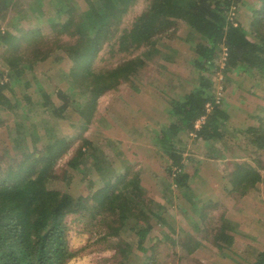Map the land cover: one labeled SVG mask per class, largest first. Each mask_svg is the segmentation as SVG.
I'll use <instances>...</instances> for the list:
<instances>
[{
  "label": "trees",
  "instance_id": "16d2710c",
  "mask_svg": "<svg viewBox=\"0 0 264 264\" xmlns=\"http://www.w3.org/2000/svg\"><path fill=\"white\" fill-rule=\"evenodd\" d=\"M34 1L35 6L29 0H0V106L5 94L16 88L24 118L13 126L0 118V264H69L80 251L70 247L68 218L86 215L99 217L101 238L114 252L112 264H136L130 260L133 253L145 264H161L158 245L148 249L146 244L154 228L168 222L163 205L147 195L144 170L116 169L117 161L126 165L121 144L85 133L95 122L101 100L121 82L136 84L140 72L163 55V36L180 25L192 35L191 65L199 76L188 93L169 102V123L156 145L169 160L174 182L169 194L175 187L178 199L193 208L201 239L189 235L172 242L182 257L194 255L203 241L220 252L231 251L241 233L239 225L224 214L210 216L216 205L201 201L194 191L179 141L191 134L211 145L224 140L230 115L223 101L218 102L210 78L217 71L228 81L229 74L236 73L258 80L264 102V0L252 14L255 41L237 23L240 0H146L130 24L127 18L140 0ZM19 7L26 8L18 16L26 26L23 22V27L2 28ZM222 51L226 57L221 68ZM48 62L65 65L63 88L52 87L51 76L41 71ZM34 111L41 115H29ZM71 113L78 116V145L60 126ZM201 117L206 122L196 130ZM254 119L258 127L248 132L252 143L264 150V103ZM234 167L230 194L244 197L256 191L260 171L245 163ZM78 181L87 194L72 193ZM120 232L134 234L136 246L118 238ZM252 264H264V250Z\"/></svg>",
  "mask_w": 264,
  "mask_h": 264
},
{
  "label": "rangeland",
  "instance_id": "374dc122",
  "mask_svg": "<svg viewBox=\"0 0 264 264\" xmlns=\"http://www.w3.org/2000/svg\"><path fill=\"white\" fill-rule=\"evenodd\" d=\"M262 1L240 0L237 3V23L243 26L251 41L257 40L252 14L258 10ZM29 2L33 6L36 4L34 0ZM146 3V0H140L132 9L127 18L129 24L144 10ZM25 9L16 8L2 28L23 27L24 20L18 16ZM192 40V35L182 25L163 36L160 48L171 59L167 60L163 53L140 72L136 84H118L116 90L101 100L95 122L85 136L96 137L101 141L111 139L121 144V160L126 165L117 161L116 169L125 171L130 168L132 172L144 170L142 179L147 195L163 205L164 217L168 222L166 226H156L146 244L148 249L154 244L158 245L161 264H252L258 253L264 250V150H259L252 143L248 129L258 127L254 117L264 102L260 99L263 92L258 80L250 79L247 73L229 74L231 81L226 80L219 71L210 75L217 98L223 101L230 115L224 140L211 145L189 135L179 141L194 191L200 193L201 201L210 200L216 205V208L209 210L210 216L219 217L224 214L233 224L239 225L237 229L241 233L236 236L231 251L220 252L208 241H203V246L194 255L182 257L179 248L172 242L189 235L201 239V234L195 230L199 220L193 208L178 199L179 193L175 187L171 188L172 194H169L170 184L174 183L168 172L169 160L156 145L160 130L169 123V102L188 93L198 80L199 72L191 65L194 59ZM224 53L221 52L218 61L221 68ZM111 61L117 63L119 59L110 60L109 63ZM67 65L70 66V63ZM53 66L48 62L40 69L43 74L51 76L52 87L63 88L61 70H65V65ZM11 91L5 94L4 103L0 106V118L13 126L21 124L24 118L19 107V90L15 88ZM38 114L34 111L29 115ZM68 117L60 121L61 129L64 135L78 145L75 129L78 116L71 113ZM235 163L249 164L262 175L258 189L244 197L230 194L229 178L235 170ZM75 185L73 194L78 196L88 193L86 186L79 181ZM68 223L71 227L70 247L73 251H80L79 256L69 264H112L114 252L101 238L104 230L100 226L99 217H69ZM118 238L136 246L134 234L120 232ZM130 260L136 264L146 263L144 258L134 253L130 255Z\"/></svg>",
  "mask_w": 264,
  "mask_h": 264
},
{
  "label": "built area",
  "instance_id": "2783aa9c",
  "mask_svg": "<svg viewBox=\"0 0 264 264\" xmlns=\"http://www.w3.org/2000/svg\"><path fill=\"white\" fill-rule=\"evenodd\" d=\"M224 55H225V57H226V54H224ZM224 61H225V59H224ZM222 67H224V64L222 65ZM217 100H218V102H220V99H219V98H217ZM210 109H211V106L208 105V106H207V111L210 112ZM205 122H206V117H201V118L196 122V124H195V129H196V130H199ZM191 135L194 136V134H191Z\"/></svg>",
  "mask_w": 264,
  "mask_h": 264
}]
</instances>
